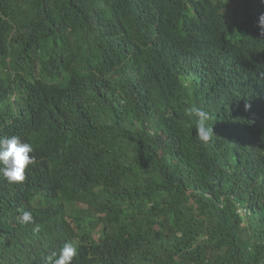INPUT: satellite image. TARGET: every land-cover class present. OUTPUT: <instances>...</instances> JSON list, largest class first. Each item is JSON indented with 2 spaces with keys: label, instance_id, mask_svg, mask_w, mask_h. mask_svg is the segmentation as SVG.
<instances>
[{
  "label": "trees",
  "instance_id": "16d2710c",
  "mask_svg": "<svg viewBox=\"0 0 264 264\" xmlns=\"http://www.w3.org/2000/svg\"><path fill=\"white\" fill-rule=\"evenodd\" d=\"M261 15L264 0H0V140L35 160L22 184L0 165V264H54L65 243L72 264H264Z\"/></svg>",
  "mask_w": 264,
  "mask_h": 264
},
{
  "label": "clouds",
  "instance_id": "9594fccd",
  "mask_svg": "<svg viewBox=\"0 0 264 264\" xmlns=\"http://www.w3.org/2000/svg\"><path fill=\"white\" fill-rule=\"evenodd\" d=\"M258 26L261 36H264V15L259 17ZM250 107V103L245 102L244 109L247 111ZM185 114L196 118V135L202 144L207 145L214 135L213 127L208 124V121L211 119L210 115L195 106L186 108ZM32 152V145L22 143L16 136L0 140V165H2L3 175L9 183L22 184L26 180V171L35 162L31 156ZM33 222L34 218L32 214L27 211L23 212L20 223L27 225ZM34 231H40L38 224L35 226ZM76 255V247L71 243H65L54 264H72Z\"/></svg>",
  "mask_w": 264,
  "mask_h": 264
},
{
  "label": "bare ground",
  "instance_id": "6f19581e",
  "mask_svg": "<svg viewBox=\"0 0 264 264\" xmlns=\"http://www.w3.org/2000/svg\"><path fill=\"white\" fill-rule=\"evenodd\" d=\"M41 129V128H40ZM51 131V130H50ZM2 167V166H1Z\"/></svg>",
  "mask_w": 264,
  "mask_h": 264
}]
</instances>
